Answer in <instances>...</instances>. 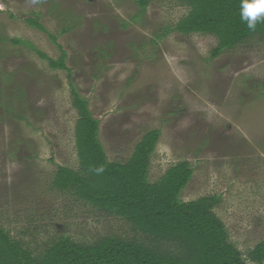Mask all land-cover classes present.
Here are the masks:
<instances>
[{"label":"rangeland","instance_id":"rangeland-1","mask_svg":"<svg viewBox=\"0 0 264 264\" xmlns=\"http://www.w3.org/2000/svg\"><path fill=\"white\" fill-rule=\"evenodd\" d=\"M186 12L176 0L144 9L137 0H0V225L25 247L36 252L60 234L132 236L124 219L52 186L58 165L78 168L74 87L99 120L108 160L124 162L158 129L148 180L186 160L180 198L219 195L213 211L228 242L254 264L246 254L264 241V40L211 57L213 35L165 32ZM36 15L46 31L24 21ZM35 49L54 59L64 51L69 71Z\"/></svg>","mask_w":264,"mask_h":264},{"label":"trees","instance_id":"trees-1","mask_svg":"<svg viewBox=\"0 0 264 264\" xmlns=\"http://www.w3.org/2000/svg\"><path fill=\"white\" fill-rule=\"evenodd\" d=\"M149 1L137 0V4L144 9ZM176 1L185 5L187 12L172 26L165 27V32L213 35L216 45L210 51L211 57L251 37L264 40V22L253 31L241 21V0ZM24 21L46 31L37 15ZM51 38L54 40L55 36ZM11 42L31 46L21 39ZM35 51L52 69L69 71L64 51L56 59ZM71 94L77 114L74 140L78 168L58 165L52 186L101 213L124 219L132 236L108 234L90 242H76L60 234L35 252L0 225V264H248L228 242L224 223L213 211L219 195L180 198L192 175L186 160L168 166L157 180H148L158 129L146 131L124 162L110 161L98 139L99 120L91 116L86 99L74 87ZM246 255L254 264H262L264 241L255 244Z\"/></svg>","mask_w":264,"mask_h":264},{"label":"clouds","instance_id":"clouds-1","mask_svg":"<svg viewBox=\"0 0 264 264\" xmlns=\"http://www.w3.org/2000/svg\"><path fill=\"white\" fill-rule=\"evenodd\" d=\"M240 19L248 29L255 31L257 24L264 22V0H241Z\"/></svg>","mask_w":264,"mask_h":264}]
</instances>
